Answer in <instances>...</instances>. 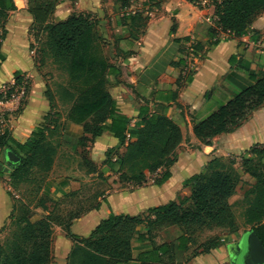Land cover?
<instances>
[{
  "label": "trees",
  "instance_id": "obj_1",
  "mask_svg": "<svg viewBox=\"0 0 264 264\" xmlns=\"http://www.w3.org/2000/svg\"><path fill=\"white\" fill-rule=\"evenodd\" d=\"M62 1L27 0V12L32 18L29 33L36 39L40 30L45 33L47 54L55 63L64 64L70 81L79 82L82 87L75 96H71L66 119L81 125L83 134L91 135L92 138L108 132L124 147L120 154L114 149L106 151L104 172L99 171L86 157L83 161L90 171L87 173H97L99 179L107 182L104 173L116 167L114 174L118 176L119 183L132 187L145 185L148 176L157 174L154 184L161 186L170 178V169L177 161L176 150L182 143L180 128L171 119L161 115L145 116L140 123L129 126L128 118L120 112L108 91L110 77H117L120 69L104 55L98 20L90 14L72 13L62 21L51 23L50 19ZM119 1L120 9L129 7L127 0ZM145 1L157 5L161 0ZM15 10L14 0H0V67L7 60L1 51L7 33L5 25L9 13ZM262 11L264 0H222L213 9L218 18L217 25L222 31L234 36L244 35L252 20ZM146 20L141 13L136 12L124 15L120 23L140 28L145 26ZM141 21L145 24L141 25ZM29 48L32 50L33 43ZM250 77L254 80L251 86L194 124L193 134L201 145L212 146L216 137L238 129L254 111L264 105V76ZM22 81L23 75L16 72L14 84L9 87L7 94L18 88ZM26 89L29 93V84ZM44 95L51 102L52 96L48 90ZM8 98L0 94L1 102H6ZM1 116L0 154L11 151L21 159V163L8 174L0 170V177L7 175L11 184L17 187L27 181L34 170L47 174L55 155V150L48 145L47 137L51 128L46 123L48 116L38 123L25 143L13 139L7 114L0 113ZM56 129L57 126H52V130ZM87 140L80 139V144L83 145ZM236 164L235 158H214L201 173L185 181L184 185L191 187L190 197L180 203L169 202L149 208L138 216L117 215L110 210L108 217L98 223L88 238L71 234L70 227L85 213L98 209L101 203L107 205L104 196L111 187L96 194V198L101 200L83 212L63 213L59 209L62 200H58L52 211L35 222L31 220L33 210L29 205L14 199L18 203L16 211L19 209V213L17 217H12L10 225L16 229L12 239L0 245V264H54L52 243L55 227H59L65 237L72 241L66 264H175L177 251L188 252L192 248L189 259L208 254L222 245L224 235L235 234L239 230L230 200L236 194L243 174L253 179L251 187L244 194L248 204L243 214L244 225L250 227L246 234L254 235L264 249V145H254L245 151L239 157V170ZM140 227L145 228V233L140 232ZM170 227H178L182 235L171 243L156 244L154 239L157 233ZM225 229V234L212 233ZM206 232L212 234L198 243ZM134 237L152 243V249L141 253L137 259L133 258ZM260 263L264 264V259Z\"/></svg>",
  "mask_w": 264,
  "mask_h": 264
},
{
  "label": "crops",
  "instance_id": "obj_2",
  "mask_svg": "<svg viewBox=\"0 0 264 264\" xmlns=\"http://www.w3.org/2000/svg\"><path fill=\"white\" fill-rule=\"evenodd\" d=\"M221 1L199 0L193 3L161 0L154 6L140 4L136 10L125 8L118 12L114 0H75L74 3L63 0L55 10L51 23L62 21L72 13L91 14L98 20L99 34L111 45L110 63L120 69L117 77H110L108 91L120 112L128 118L129 126L140 123L145 116L161 115L176 123L182 133V143L176 150L177 161L165 183L155 185L158 175L154 174L148 176L145 185L132 187L119 183L118 176L114 174L116 167L105 172L104 177L111 176L107 182L113 187L104 196L107 205L101 203L98 209L76 219L70 227L71 234L88 238L98 223L108 217L110 210L117 215L138 216L149 208L169 202L180 203L191 195V187L185 186V181L201 173L210 160L239 159L252 146L264 145V105L238 129L216 137L212 146L201 145L193 134L195 123L254 83L250 75L264 76V11L252 20L244 35L234 36L217 25L218 18L213 9ZM14 4L16 10L9 13L5 25L7 33L1 45L7 60L0 67V91L14 84L16 72L30 81L24 109L17 120L9 119L11 136L17 142L25 143L53 105L44 95L46 84L29 55L33 39L29 33L32 18L27 12V0H14ZM136 12L147 18L138 39L130 35L137 32V26L120 23L124 15ZM110 17L112 21L116 20L113 26H109ZM18 44L23 52L20 59L15 58L16 52L12 55L13 48ZM68 110L62 118V146L58 150L69 151L68 148H71L81 157L82 152L78 149L80 139L87 138L89 141L84 142L88 144L87 158L104 172L106 151L114 149L120 154L124 147L108 132L95 138L83 134L81 125L66 119ZM55 170L56 161L47 173L50 176L43 177L38 186L48 203L29 206L33 210V222L52 211L51 205L60 198L80 189L86 178H98L97 173L86 172L83 175L85 180L76 182L68 179L70 174L52 177ZM73 178L76 179V176ZM242 180L253 183L248 175L243 174ZM23 193L11 184L7 175L0 177V238L5 235L15 215L18 203L14 199L24 203ZM145 231L144 227H140L141 233ZM243 231H246L244 236ZM248 231L250 227L247 226L235 234L224 235L222 245L208 254L189 259L192 248L188 252L177 251L175 264H240L237 247L243 246ZM181 235L178 227H170L158 232L154 241L156 244L171 243ZM71 248L72 241L59 227H55L52 243L54 264H66ZM151 249L149 240L132 239L134 259Z\"/></svg>",
  "mask_w": 264,
  "mask_h": 264
},
{
  "label": "rangeland",
  "instance_id": "obj_3",
  "mask_svg": "<svg viewBox=\"0 0 264 264\" xmlns=\"http://www.w3.org/2000/svg\"><path fill=\"white\" fill-rule=\"evenodd\" d=\"M124 2V0H123ZM129 3V7L127 8L130 10H136L140 8V4L143 6H154L152 2H142V0H127ZM116 5V11L120 12L123 11L120 9V1L114 0ZM91 15V14H90ZM95 18L93 15H91ZM115 21V22H114ZM112 21L111 17L109 18V26H113L114 23L116 24V20ZM140 24L144 25V21H141ZM142 27L137 30L132 36L134 39H138L139 35H141ZM30 32V29H29ZM102 37V34L100 35ZM33 39V48L29 50V55L34 60L36 64V68L39 70L42 78L45 82V92L48 90L52 96L51 110L47 113L46 123L51 126L50 131L48 133V145L51 146L55 150V155L53 160L56 161V170L54 171L52 177L57 178L58 176H62L63 174L67 175L70 174L71 177L68 179L72 181H84L85 178L83 175H86V172H90L88 166L84 165L85 158L87 157V145L84 143L83 145L79 144V151H81V157L79 154L71 148L68 150H58L62 145H60V137H61V130L62 127V118L65 116L66 111L68 110V106L70 105L71 96H75L80 89L82 88L79 82H71L69 76L67 74L66 66L64 64H57L55 63L51 57L45 51V41L46 35L41 30L39 31L38 38L36 39L35 36H32ZM36 39V41H35ZM103 39V37H102ZM110 46L108 41L103 39L102 49L105 52V55L109 58L110 61ZM16 52L17 59H20V55L22 52L21 45H15L12 51L13 53ZM23 78L28 82L30 87V81L23 76ZM8 86H6L7 88ZM10 87V86H9ZM1 92V91H0ZM14 92L11 93V97L7 101V103L0 104V113L7 114L10 120H17L19 113L24 109L27 103V96L23 99L18 101L14 98ZM13 96V97H12ZM1 116L0 119H2ZM52 126H57V129L54 131L52 130ZM89 141V140H87ZM81 145V146H80ZM70 151H73L72 153ZM83 157V158H82ZM2 164L5 163L4 154L1 153L0 155ZM235 158L236 162L239 163V159ZM232 158H228L232 159ZM237 167V164H236ZM238 168V167H237ZM50 176V174H40L37 170H34L28 177V180L18 184L17 188L24 192V203L35 207L39 204L48 203L47 198L40 194V189H38L39 184L42 182V178ZM76 176V179L73 178ZM111 176H109L110 178ZM107 181L109 180L108 177H104ZM109 187L113 188L111 183H108L104 180L96 178L95 176L92 178H86V181L82 183L80 189H78L74 195H71L73 192H69L66 197L60 198L62 200L59 205V209L65 213L67 211H85L97 204L100 201L99 198H96V194L105 192ZM251 184L248 181L242 180V182L238 185L236 189V194L231 199L230 204L232 206V211L234 214L235 224L238 226L239 229L246 227L243 223V214L247 207V202L244 199V194L249 190ZM112 190V189H111ZM53 207V205H51ZM48 208V207H47ZM35 209V208H34ZM19 209L15 212V217L18 216ZM35 214V213H34ZM36 215V214H35ZM34 215V216H35ZM16 227L14 225H10L7 229L5 235L0 238V245H5L8 241H10L13 237V232L15 231ZM227 229L221 231L217 230L212 233H226ZM246 231H243V235H245ZM206 232L199 238L198 243L203 241L205 237L209 234ZM241 242V239L240 241Z\"/></svg>",
  "mask_w": 264,
  "mask_h": 264
},
{
  "label": "water",
  "instance_id": "obj_4",
  "mask_svg": "<svg viewBox=\"0 0 264 264\" xmlns=\"http://www.w3.org/2000/svg\"><path fill=\"white\" fill-rule=\"evenodd\" d=\"M5 163L0 165V170L8 174L13 171L20 163L21 159L11 151L4 152ZM246 248L242 249V246L237 247L238 255L237 260L240 264H263L260 263L261 259H264V249L257 238L254 235H246ZM261 258V259H260ZM233 264H237L234 262Z\"/></svg>",
  "mask_w": 264,
  "mask_h": 264
},
{
  "label": "built area",
  "instance_id": "obj_5",
  "mask_svg": "<svg viewBox=\"0 0 264 264\" xmlns=\"http://www.w3.org/2000/svg\"><path fill=\"white\" fill-rule=\"evenodd\" d=\"M27 85H28V82L23 78L22 84L18 88H15L13 90V92H14V95H13L14 98H16L18 101L23 100L27 96V94H28V91L26 89V86ZM8 92H9V86L7 88L4 87L3 90L0 92V94H2L4 97L9 96V98H10L12 92L9 93V94H7ZM9 98H8V100H9ZM7 101L4 102V103H7ZM4 103L0 101V104H4Z\"/></svg>",
  "mask_w": 264,
  "mask_h": 264
},
{
  "label": "flooded vegetation",
  "instance_id": "obj_6",
  "mask_svg": "<svg viewBox=\"0 0 264 264\" xmlns=\"http://www.w3.org/2000/svg\"><path fill=\"white\" fill-rule=\"evenodd\" d=\"M243 246L246 248V241L243 243ZM243 246H242V247H243ZM243 251H244V248H243Z\"/></svg>",
  "mask_w": 264,
  "mask_h": 264
}]
</instances>
